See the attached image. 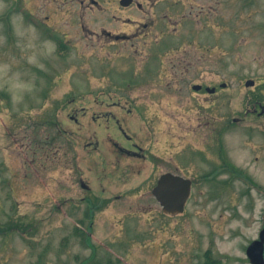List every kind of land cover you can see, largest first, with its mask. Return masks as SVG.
Returning a JSON list of instances; mask_svg holds the SVG:
<instances>
[{
    "label": "rangeland",
    "instance_id": "obj_1",
    "mask_svg": "<svg viewBox=\"0 0 264 264\" xmlns=\"http://www.w3.org/2000/svg\"><path fill=\"white\" fill-rule=\"evenodd\" d=\"M142 1L124 10L118 0H0V16L15 2L32 16L16 10L11 32L0 21V93L9 94L0 95V229L24 230L0 233V264H202L211 246L221 264H247L258 229L249 206H264L260 195L235 183L218 198L195 177L184 213L171 216L152 188L170 169L202 172L178 150L208 148L234 119L223 138L264 186V115L247 113L248 95H264V0ZM46 26L69 45L65 57ZM196 83L217 92L197 93ZM125 100L144 109L119 118L150 159L139 175L107 178L111 166L87 142L109 154L117 136L93 117ZM90 196L101 201L91 219Z\"/></svg>",
    "mask_w": 264,
    "mask_h": 264
},
{
    "label": "flooded vegetation",
    "instance_id": "obj_2",
    "mask_svg": "<svg viewBox=\"0 0 264 264\" xmlns=\"http://www.w3.org/2000/svg\"><path fill=\"white\" fill-rule=\"evenodd\" d=\"M83 1L84 0H82V2ZM90 2L92 5H101L103 4L104 0H90ZM118 2L121 8L124 10L132 7L142 10L145 7L142 0H118ZM120 38H122L123 40L130 39L129 34L127 33H116L115 39ZM199 84L203 87L201 86L199 90L195 91L197 93L208 92L214 94L217 92V88L215 89V91L211 92L207 90V86L201 83L194 84L193 89H195V85ZM203 88L206 91H200ZM125 98H128V96H125ZM133 103L135 102L127 100L123 101V103L120 101L115 102L114 104L121 108V112H114L112 110H108L101 114H98V116L95 114V117H93L94 121L102 118L103 120L109 122L106 125V129H108V131L113 130L117 136L114 137L108 135V142L113 144V147L110 148L111 150L109 151V154L99 150V139L90 138V140L87 142L88 146L90 145L91 147L90 152L93 155L98 152L102 153L103 159L107 164V167L109 168L111 166L110 171L104 173L105 177L107 178L118 177V179H125L131 174L132 169L137 171L136 174L139 175L142 170V163L150 159V150L146 147L140 146L133 140L136 136L135 134H131L129 132V130L132 128L127 122V119L122 122V120L119 118L120 115L124 113H129V119H131V117L134 116L136 113L140 115L139 117L144 118V116H142L144 114V109L141 107V105L133 106ZM247 113H256L259 116L264 115V100L257 101L254 107L249 106L247 108ZM233 121L235 124V121L237 120L234 119ZM234 124L225 123L223 127L219 128L217 131L216 138L213 140V143L208 148L202 149L194 147L192 145H188L178 150V153L185 162L195 163L198 161L199 163H201V165L205 167L202 172L196 174L195 176H192L187 175L188 173L185 174V172L183 173L182 171H180V169L176 168L177 170L170 169L162 173L164 174L170 172L173 174L181 175L192 181L191 195L188 202L192 198L193 188L196 183L194 180L195 177L201 180H205L207 182H211L213 187L215 188L218 198H221L226 193L231 192L234 188L235 183H241L244 186L243 193L245 195H248L252 192H256L258 195L261 196V199L264 202V186L254 180L253 176L249 173L247 168H245L244 166H240L235 160H233L228 145L226 144V141L223 138V133H225V131H228L229 128L232 127V125ZM247 132L250 135L252 133L251 129H249ZM125 142L127 144H125ZM162 174H160V176ZM158 179L156 180V183L152 188V194L154 187L157 185ZM81 185L84 188L89 189V185L83 180H81ZM120 195L121 194H119L118 197H120ZM153 196L156 199V196L154 194ZM86 202V206H101L100 197L98 196L87 197ZM249 207L251 210L250 217L252 218V221L254 223H258L256 235L250 240L249 244L257 240H262L264 257V206ZM246 258L247 264H254L247 254V248Z\"/></svg>",
    "mask_w": 264,
    "mask_h": 264
},
{
    "label": "water",
    "instance_id": "obj_3",
    "mask_svg": "<svg viewBox=\"0 0 264 264\" xmlns=\"http://www.w3.org/2000/svg\"><path fill=\"white\" fill-rule=\"evenodd\" d=\"M255 84V80L249 79L247 86ZM226 86V83L222 84ZM194 88L200 89L201 85H195ZM208 90L213 92L215 87ZM192 181L181 175L173 173H164L160 176L157 185L153 189V194L160 202L165 213L170 215L181 214L185 210L187 200L191 193ZM247 254L254 264H263V243L262 240L254 241L247 249Z\"/></svg>",
    "mask_w": 264,
    "mask_h": 264
},
{
    "label": "trees",
    "instance_id": "obj_4",
    "mask_svg": "<svg viewBox=\"0 0 264 264\" xmlns=\"http://www.w3.org/2000/svg\"><path fill=\"white\" fill-rule=\"evenodd\" d=\"M7 1L10 2L11 0H7ZM20 9H21L20 5H19L18 3H15V5H14V4L11 5V6L9 7V9H8L5 13H3V14L0 16V21L4 22L5 25H7V29H8L9 32L12 31V22H11V18H12V16H13L14 12H15L16 10H20ZM23 12H24L25 15H27V16L30 15L29 12L26 11V10H24ZM50 37L56 41V43H57V45H58V51H59L60 53H62V55H65V54H66V49H68V46H67V44L64 42V40H63L59 35H57V34H51ZM0 95L3 96V97H7V98H9V94H8V92H6V91H2V92L0 93ZM260 100H264V95H263L262 92H260V91H258V92H252V93H250V94L248 95V101H249V102H248V105H249V106L254 107V106L256 105L257 101H260ZM100 207H101V206H88L87 209H86V211H85V215H86L88 218H92V216H93V214H94V211H95V208H96V209H99ZM13 228L23 230V229L20 227L19 224H13L12 227H8L6 230L0 229V233H2V232H6V231L11 230V229H13ZM20 230H19V231H20ZM23 231H24V230H23ZM23 231H22V232H23ZM76 232L79 233V234H83L84 237H85L86 242H87L88 244H91L90 241H89V238H90V237L88 236L87 232H84V230L81 229V228H79V227H76ZM211 253H212L211 248H209V249L206 251V253H205V254H206V257H207V262H206V264H219V263L221 262V259H213V258H212L213 256H212Z\"/></svg>",
    "mask_w": 264,
    "mask_h": 264
}]
</instances>
